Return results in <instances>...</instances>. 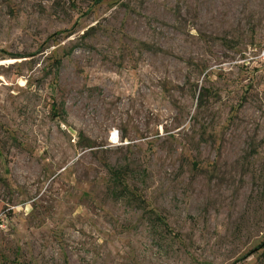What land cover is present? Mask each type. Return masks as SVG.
I'll use <instances>...</instances> for the list:
<instances>
[{
  "label": "rangeland",
  "instance_id": "obj_1",
  "mask_svg": "<svg viewBox=\"0 0 264 264\" xmlns=\"http://www.w3.org/2000/svg\"><path fill=\"white\" fill-rule=\"evenodd\" d=\"M0 215V264H264V0H0Z\"/></svg>",
  "mask_w": 264,
  "mask_h": 264
},
{
  "label": "built area",
  "instance_id": "obj_2",
  "mask_svg": "<svg viewBox=\"0 0 264 264\" xmlns=\"http://www.w3.org/2000/svg\"><path fill=\"white\" fill-rule=\"evenodd\" d=\"M4 216L3 215H0V228H3V218Z\"/></svg>",
  "mask_w": 264,
  "mask_h": 264
},
{
  "label": "trees",
  "instance_id": "obj_3",
  "mask_svg": "<svg viewBox=\"0 0 264 264\" xmlns=\"http://www.w3.org/2000/svg\"><path fill=\"white\" fill-rule=\"evenodd\" d=\"M114 175H116V172H114ZM120 176V175H119Z\"/></svg>",
  "mask_w": 264,
  "mask_h": 264
}]
</instances>
